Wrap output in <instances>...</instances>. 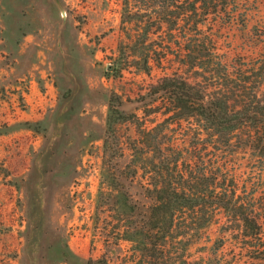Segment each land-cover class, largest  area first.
Instances as JSON below:
<instances>
[{
    "label": "rangeland",
    "instance_id": "rangeland-1",
    "mask_svg": "<svg viewBox=\"0 0 264 264\" xmlns=\"http://www.w3.org/2000/svg\"><path fill=\"white\" fill-rule=\"evenodd\" d=\"M123 3L0 0V136L12 135L0 142V200H11L6 208L0 202V264H147L135 246L139 237L121 238L110 206H99V189L111 182L103 147L108 102L117 95L119 108L138 117L116 127L122 168L138 126L161 120L143 114V94L172 69L150 59L145 73L125 59L133 28L122 23ZM227 9L229 16L209 15L205 32L228 62L257 57L264 0H230ZM156 32L154 49L162 45ZM165 45L173 53L178 41ZM115 60L123 67L118 74ZM28 94L47 100L36 104ZM173 135L181 141L185 132L177 126ZM232 159L246 177L249 154ZM254 176L264 186V170ZM216 218L200 231H173L158 264H264L256 239L243 240L237 226L227 229L220 213Z\"/></svg>",
    "mask_w": 264,
    "mask_h": 264
},
{
    "label": "trees",
    "instance_id": "trees-1",
    "mask_svg": "<svg viewBox=\"0 0 264 264\" xmlns=\"http://www.w3.org/2000/svg\"><path fill=\"white\" fill-rule=\"evenodd\" d=\"M229 2L123 3L122 23L133 28L125 59L145 73L150 59L172 69L143 94V114L161 120L149 129L138 126L122 168L125 155L116 127L138 117L119 108V96L108 102L103 147L111 182L99 189V206H110L112 231H123L121 238L139 237L135 246L147 264H158L173 231H200L217 220V213L225 228L237 226L243 240L256 239L257 256L264 260V186L254 176L264 170V37L257 57L224 60L203 26L209 15L229 16ZM156 30L158 49L152 47ZM173 40L178 45L169 53L165 44ZM122 68L115 60L112 73ZM177 126L185 132L181 141L173 135ZM241 152L249 154L246 177L230 163Z\"/></svg>",
    "mask_w": 264,
    "mask_h": 264
},
{
    "label": "crops",
    "instance_id": "crops-1",
    "mask_svg": "<svg viewBox=\"0 0 264 264\" xmlns=\"http://www.w3.org/2000/svg\"><path fill=\"white\" fill-rule=\"evenodd\" d=\"M0 27H4V26L0 25ZM0 31H1V30H0ZM2 40H4V39H3L2 34H0V41H2ZM27 97H28V100H29L30 102H33V101H34L36 104H40V105H42V103H45L46 100H47V98H46L44 95H40V97H38V96L35 97V95L33 96V95H29V94H28ZM11 136H12L11 134L0 136V142H1L2 138L6 139V138H9V137H11ZM7 242H8V243H7ZM9 243H14L13 238H11V239L8 240V241H5V243H4L3 245H7V244H9Z\"/></svg>",
    "mask_w": 264,
    "mask_h": 264
},
{
    "label": "built area",
    "instance_id": "built-area-1",
    "mask_svg": "<svg viewBox=\"0 0 264 264\" xmlns=\"http://www.w3.org/2000/svg\"><path fill=\"white\" fill-rule=\"evenodd\" d=\"M0 202H1V205H2V208H6V207H8L9 205H11V200H9L8 198H6L5 200H0Z\"/></svg>",
    "mask_w": 264,
    "mask_h": 264
}]
</instances>
